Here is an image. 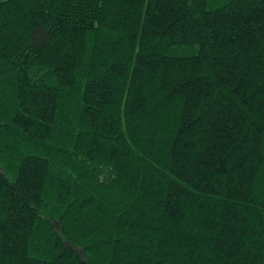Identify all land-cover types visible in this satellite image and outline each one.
Masks as SVG:
<instances>
[{"label":"trees","instance_id":"16d2710c","mask_svg":"<svg viewBox=\"0 0 264 264\" xmlns=\"http://www.w3.org/2000/svg\"><path fill=\"white\" fill-rule=\"evenodd\" d=\"M0 264H264V0H0Z\"/></svg>","mask_w":264,"mask_h":264},{"label":"water","instance_id":"95a60500","mask_svg":"<svg viewBox=\"0 0 264 264\" xmlns=\"http://www.w3.org/2000/svg\"><path fill=\"white\" fill-rule=\"evenodd\" d=\"M54 225H55V226H56V227L59 229V226H58V224H57V223H55Z\"/></svg>","mask_w":264,"mask_h":264},{"label":"rangeland","instance_id":"374dc122","mask_svg":"<svg viewBox=\"0 0 264 264\" xmlns=\"http://www.w3.org/2000/svg\"><path fill=\"white\" fill-rule=\"evenodd\" d=\"M59 226V228H60V225H58Z\"/></svg>","mask_w":264,"mask_h":264}]
</instances>
